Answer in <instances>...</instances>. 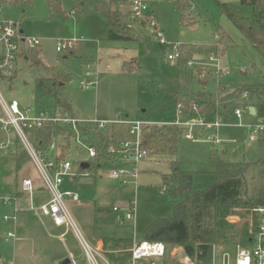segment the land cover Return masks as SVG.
Instances as JSON below:
<instances>
[{
    "label": "rangeland",
    "instance_id": "rangeland-1",
    "mask_svg": "<svg viewBox=\"0 0 264 264\" xmlns=\"http://www.w3.org/2000/svg\"><path fill=\"white\" fill-rule=\"evenodd\" d=\"M134 1L139 0H61L62 14L52 16L48 0H0L1 19L19 23L25 31V38H37L41 41L38 48L29 51L26 46L22 48L27 52V56L36 53L43 62V66L38 67L31 62V58L30 61L20 59L14 77L0 80V93L4 99L8 103L17 101L22 108L32 111L44 106H54L52 95L45 94L43 90L37 93L36 81L43 80L47 84L48 75L44 68H57L70 76L69 81L59 88V93L67 108L81 119H97L109 124L116 122L129 125L130 122H137L150 126L197 120L208 125L194 127L192 132L195 140L183 137L179 141L177 160L181 163V169L195 173L194 191L205 190L215 182L212 174L214 167L209 163L213 148L227 151V162L249 166L246 175L249 192H252L254 180L262 186L264 134L259 136L256 143H251L250 131L238 125H256L264 121V105L257 103L250 95L244 97L246 93L243 91L247 86L264 84V56L221 12L218 4H233L244 18L252 17L254 9L242 5L241 0H187L190 8L183 17L168 0H141L150 6L153 20L157 24L156 29L148 22L142 23L132 17L130 9ZM98 2H105L113 11L129 14L130 25L140 32L142 40L109 41L104 15L97 9ZM261 2L264 4V0ZM157 30L162 31L161 42L157 38ZM219 31H223L233 43L217 45ZM74 40L81 43L63 54L57 52L59 42ZM193 45L214 48L215 54L221 56L223 65L231 71V75L216 79L213 73L209 72L206 79L197 76L187 80L197 99L191 110L182 115L175 102L156 93V87L160 82L179 81L180 62L168 60L173 47ZM190 61L204 64L208 60L206 56L192 54ZM92 67L96 68V76L85 75ZM89 80L96 81L97 85L85 90L81 82ZM252 104L257 110L255 116L245 109ZM194 106H197V111ZM211 106H214V109L204 114L203 111ZM237 108L242 109L244 113L242 121H238L233 114ZM0 116H3L1 107ZM219 119L222 125L216 128ZM110 127L111 125H108L107 129L98 132L89 131V143L96 142L98 136L109 131ZM208 136L219 138L223 144H211L206 141ZM130 139L129 135H126L125 140ZM80 152L83 161H90L85 152L79 149ZM171 161L168 156L150 154L147 160L138 166V184L131 182L127 186L112 180L109 171L95 172L92 169L83 174L78 172V166H75L78 176L76 179L67 178L63 190L72 191L79 197L78 201L66 198V202L83 238L91 246L102 237L138 241L153 221L172 218L173 204L178 200L160 191L164 186V176L172 171ZM1 162L5 161L0 160V253L4 255L7 250L9 261L18 264L14 260V254L19 247L31 253L29 257L25 251L26 257L37 261H41L45 254L68 258L69 251L78 264H85L84 253L73 231L67 228V232L65 228L57 230L50 226L48 220H43V238L29 236L24 240L21 233H16L17 241L9 239V242H6L5 234L7 231H14V228L3 221L5 216L11 214V208L4 205L2 199L9 197L14 190L9 187V166L2 167ZM24 169H28L27 174L40 182L32 163L29 162ZM260 177L262 179H259ZM47 195L36 194L35 205L41 201L45 203L48 200ZM132 202L136 209V221L120 222ZM114 208H118L119 213L114 212ZM30 219L32 228L40 232L35 223L39 221L32 215ZM232 220L239 221L237 218ZM62 234H65L63 241L59 240ZM233 246L235 245L215 248L214 258H217V264H220L221 255L225 251L234 253ZM182 252V248L168 249L166 263L178 264L183 259ZM192 263L194 264L193 261Z\"/></svg>",
    "mask_w": 264,
    "mask_h": 264
},
{
    "label": "trees",
    "instance_id": "trees-1",
    "mask_svg": "<svg viewBox=\"0 0 264 264\" xmlns=\"http://www.w3.org/2000/svg\"><path fill=\"white\" fill-rule=\"evenodd\" d=\"M168 1L183 17L190 8L187 0ZM75 3L77 4V2ZM241 3L254 9L252 17L240 16L237 7L233 4L218 5L221 12L264 56V4L261 0H241ZM48 7L52 16L62 14L61 0H48ZM97 9L104 15L109 41L136 42L142 40L143 36L140 32L130 25L129 14L113 11L105 2H98ZM141 25L144 26V24ZM217 37V45L233 43L223 31H219ZM181 48L185 53L179 60V81L160 82L156 87V93L171 99L176 103L180 113L186 115L197 99V95L190 87V82L186 81L192 80L194 77L197 78L199 75L198 71L189 70L186 64L192 54L207 57L215 54L216 50L210 46L197 45L182 46ZM30 58L34 65L43 66V62L36 53H33L32 56L28 54L27 61H30ZM44 69L48 75V83L38 79L36 81L37 93L43 90L45 94L53 96L55 107L69 110L59 93V88L69 81L70 76L54 67H45ZM194 73L197 75L195 76ZM243 91L255 98L257 103L264 105V84H253L245 87ZM252 106L255 105L252 104ZM213 109L214 106H211L203 112L208 114ZM129 132L130 125L114 124L109 131L100 134L97 141L94 142L98 150L97 160L90 164L88 169L81 168V171L88 170L90 172L92 169L95 172L98 170L108 171L120 167L117 155L113 154L111 150L119 147ZM187 132V128L179 127L176 124L147 125L142 130V147L144 149L150 154L168 156L172 159V171L164 176V186L160 191L177 199L178 202L173 204L172 218L153 221L138 241L165 244L167 256L168 249L193 247L195 255L191 259L194 264H211L213 250L217 246H247L249 244L256 225L253 210L257 206L264 205V181H262L263 185L259 186L260 184H256V180H254L252 192H249L246 177L250 169L249 166L227 162L225 160L227 151L213 148L209 155V163L214 167L212 174L215 182L205 190L194 191L195 173L181 169V163L177 160L179 141ZM28 135L35 146L45 148L53 140V129L52 127L33 129L28 132ZM17 150V155L11 161L16 169L21 171L30 160L22 145L19 144ZM233 218H237L239 221H233ZM102 242L106 255L113 264H130V249L134 240L103 237Z\"/></svg>",
    "mask_w": 264,
    "mask_h": 264
},
{
    "label": "built area",
    "instance_id": "built-area-1",
    "mask_svg": "<svg viewBox=\"0 0 264 264\" xmlns=\"http://www.w3.org/2000/svg\"><path fill=\"white\" fill-rule=\"evenodd\" d=\"M0 6V80H9L14 77L18 61L24 58L28 60L27 50L35 49L41 46V41L37 38L27 39L21 33L22 27L17 22L6 21L1 19ZM131 14L135 20L148 22L152 28H156V22L153 20L150 6L144 1H134L131 4ZM157 29V28H156ZM157 38L161 42L162 31L157 30ZM80 41H68L66 43H58L57 52L65 53L69 49L80 44ZM182 46H175L168 60L179 61L185 53ZM207 63L187 62V68L199 72L200 79H206L209 72H212L216 79L226 78L231 75V71L223 65L221 56L211 54L207 56ZM87 76H96L90 69L85 73ZM96 81L81 82V86L85 90L95 88ZM244 94V97H247ZM0 107L3 116H0V160L11 161L17 155L18 145H22L29 157L30 163L33 164L40 187H42L49 196V200L40 205H31L27 209L19 208L16 197H5L3 201L6 205H14V215L5 216L4 221H17V215L21 212H32L41 222L44 218H50L57 227H65L72 230L75 234L87 264H113L103 254L102 249L91 246L82 236L78 225L76 224L66 202V198L72 201H78L79 197L72 191L63 190V185L67 178L76 179L78 172H81L83 164H92L98 158V150L94 143H89L87 134L89 131L98 132L105 130L108 125H114L116 122L109 124L95 120H82L70 111L55 106H44L39 110L32 111L20 106L17 101L7 102L0 93ZM197 111V106H194ZM236 118L241 121L243 111L237 108L234 111ZM130 140H124L120 146L113 148L111 152L116 154L120 167L108 170L112 180L119 181L122 186H127L133 182L135 185L139 182V164L144 162L150 153L142 147V130L145 126L137 122H130ZM179 127H187L190 130L185 134V138L195 140L193 135L194 127L198 125L208 126L201 121L177 122ZM222 125L219 119L215 127ZM52 127L53 140L45 148H39L29 138L28 132L33 129H43ZM238 127L246 128L250 131L249 141L255 142L260 135L264 134V121L256 125L239 124ZM206 141L213 144H220L219 138L208 136ZM79 149L87 154L89 160L83 161L79 153ZM72 158V160H71ZM78 166V172L74 169ZM107 171V172H108ZM83 174L89 171H82ZM21 190L27 193L33 200L36 186L32 178H24L21 181ZM114 212L119 213L118 208H114ZM256 225L249 244L247 246L237 245L234 247V253L225 251L220 258V264H264V205L257 206L253 210ZM136 221V209L134 202L129 206L125 216L120 222ZM64 236H62L63 238ZM8 238H15L14 233H9ZM251 241V242H250ZM183 259L178 264H193L184 249H182ZM215 250V248H214ZM213 258L211 264H217V258ZM130 264H170L166 263L167 248L165 244L160 242L136 241L130 249ZM72 264H78L77 260L71 256ZM7 264H14L8 262Z\"/></svg>",
    "mask_w": 264,
    "mask_h": 264
},
{
    "label": "crops",
    "instance_id": "crops-1",
    "mask_svg": "<svg viewBox=\"0 0 264 264\" xmlns=\"http://www.w3.org/2000/svg\"><path fill=\"white\" fill-rule=\"evenodd\" d=\"M130 11H131V9H130ZM120 12H122V11H120ZM151 14H152V11H151ZM78 50H79L78 52H80V48H78ZM92 69H93V67H92ZM92 71H93V73L97 74L96 68L93 69ZM251 107H255V106H247L245 109L249 110ZM256 112H257V110L255 108V114L252 115V116H255ZM243 116H244V113H243ZM82 120H84V119H82ZM242 120H243V117H242ZM258 140H259V138L255 142H252V143H256ZM211 144H213V143H211ZM222 144L223 143H220L218 145H216V144H213V145L221 146ZM223 147H225V146H223ZM1 163L3 165L2 167L6 168L7 166H9V175H10V178H11V181H9V187L14 190V192L11 193L9 196L17 198V202L16 203L19 206V208L27 209L31 205V203H34V201H35L34 200V196L36 194H38V193L46 194V191L42 187H40V182L36 178H34L33 176L27 174V172L29 171L28 169L22 168L21 171H18L16 169L13 161H5V162H1ZM10 166H12V167H10ZM81 173H82V171H81ZM27 177L32 178L34 180V183H35V186H36V191L34 193L32 201L30 199V196L27 193H23L22 190H21V181L24 178H27ZM4 185H6V184H4ZM48 200H49V196H48ZM47 201H45V202H47ZM41 202L44 203L43 201H41ZM41 202H39V203L42 204ZM2 203L4 205H6L4 203V201H3V199H2ZM40 204H36V205H40ZM6 206H9L11 208V214L7 215V216H13L14 213H15L14 212V205L13 204L12 205L9 204V205H6ZM31 215L33 217H35L39 221V223H38L35 220L36 221L35 223L37 225V229H40V232H37L36 230H34L32 228V222H31V219H30ZM44 220H48L50 226L54 227L57 230H60L61 228H65V227H57L50 218H44ZM5 223L9 224V225H12L13 228H14L13 230L15 231V232L14 231H7V233L5 234L6 242H9V239L10 240H16V238H8L7 239L8 234L11 233V232H13L16 236H17L16 233H18V234L21 233L22 234V238H24V240H27L29 238V236H41V238H43V236H44V230H43L44 228H43V226H45V222L44 223L41 222L32 212H29V211L28 212H21V213L18 214L16 222L9 221V222H5ZM66 232H67V229H66ZM65 234L60 235L59 240L63 241L64 237H65ZM62 236H64V237L62 238ZM102 238L98 242H96V244L93 245V247L99 248V249L101 248L102 251H103V254L110 261L109 257L106 255V251L104 250V244L102 242ZM17 240H18V238H17ZM25 251L21 247L16 248V251H15V254H14V260H16L18 262V264H62L65 260H67V259L70 260L71 256L74 257V255L67 250L68 253H69V257L68 258H66L65 256L64 257H56V256H53L52 254H45L46 256L41 261H37V260H33L32 258H29L31 256V253H29L27 251H26V254L29 255V257H26ZM6 252H7V250H5V252H4V255L6 256V258H4V255L2 253H0V264H7L8 262H13V261H9V259H8L9 258V252L7 254H6ZM28 258H29V260H28ZM69 264H72V263H69ZM85 264H87L86 261H85Z\"/></svg>",
    "mask_w": 264,
    "mask_h": 264
},
{
    "label": "water",
    "instance_id": "water-1",
    "mask_svg": "<svg viewBox=\"0 0 264 264\" xmlns=\"http://www.w3.org/2000/svg\"><path fill=\"white\" fill-rule=\"evenodd\" d=\"M21 33H22V34L25 33L24 29L21 30ZM249 111H250L251 115H254V114H255V107H251V108L249 109ZM82 168H83V169H88V168H89V165H88V164H83V165H82ZM250 242H251V241H250ZM184 251L186 252V254H187L189 257H193V256L195 255V250H194L193 247H186V248L184 249ZM69 263H71V260L67 259V260H65L62 264H69Z\"/></svg>",
    "mask_w": 264,
    "mask_h": 264
}]
</instances>
